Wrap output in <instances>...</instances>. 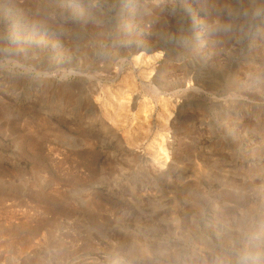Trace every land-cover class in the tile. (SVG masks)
Wrapping results in <instances>:
<instances>
[{"label": "rangeland", "instance_id": "obj_1", "mask_svg": "<svg viewBox=\"0 0 264 264\" xmlns=\"http://www.w3.org/2000/svg\"><path fill=\"white\" fill-rule=\"evenodd\" d=\"M245 236L264 0H0V264H218Z\"/></svg>", "mask_w": 264, "mask_h": 264}, {"label": "clouds", "instance_id": "obj_2", "mask_svg": "<svg viewBox=\"0 0 264 264\" xmlns=\"http://www.w3.org/2000/svg\"><path fill=\"white\" fill-rule=\"evenodd\" d=\"M255 239L254 236L243 237L240 247L218 261V264H264V251L253 248Z\"/></svg>", "mask_w": 264, "mask_h": 264}, {"label": "bare ground", "instance_id": "obj_3", "mask_svg": "<svg viewBox=\"0 0 264 264\" xmlns=\"http://www.w3.org/2000/svg\"><path fill=\"white\" fill-rule=\"evenodd\" d=\"M163 57V53H157V54H155V55H153V56H145V54H143V53H139L135 58H134V60L131 62V63H129V64H132L133 65V67H135V69H138V67H139V65H145V63H147V61L148 60H150V59H153V60H160L161 58ZM117 77H118V75H117ZM121 99V98H120ZM136 100V99H135ZM124 101V100H123ZM137 102V101H136ZM143 119V118H142ZM145 121H146V119H145ZM137 127V126H136ZM133 128H135V127H133ZM132 128V129H133ZM137 129V128H136ZM135 135V134H134ZM133 135V132H132V137L134 136ZM135 137H137L138 138V135L137 136H135ZM134 137V138H135ZM127 138H129V137H126V139ZM136 138V139H137ZM140 138V137H139ZM141 139V138H140ZM129 140V139H128ZM133 140V139H132ZM134 141H135V139H134ZM138 141V140H137ZM140 141V140H139ZM127 142V141H126ZM135 143H137V142H135ZM134 143V144H135ZM132 144V143H131ZM129 145V144H128ZM132 147H134L133 145H131ZM137 146H138V144H137ZM140 146V145H139ZM136 147V146H135ZM131 148V147H130ZM135 149V148H134ZM133 149V150H134ZM159 160V159H158ZM157 160V161H158ZM165 162V161H164ZM161 164H162V162H161ZM164 165V164H163Z\"/></svg>", "mask_w": 264, "mask_h": 264}]
</instances>
